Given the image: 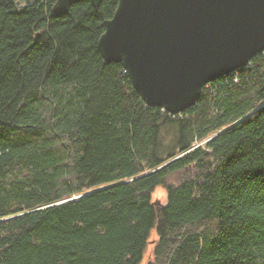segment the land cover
I'll use <instances>...</instances> for the list:
<instances>
[{"label":"trees","instance_id":"16d2710c","mask_svg":"<svg viewBox=\"0 0 264 264\" xmlns=\"http://www.w3.org/2000/svg\"><path fill=\"white\" fill-rule=\"evenodd\" d=\"M54 2L0 0V264H141L152 229L145 264H264V51L171 114L99 50L118 0Z\"/></svg>","mask_w":264,"mask_h":264},{"label":"water","instance_id":"95a60500","mask_svg":"<svg viewBox=\"0 0 264 264\" xmlns=\"http://www.w3.org/2000/svg\"><path fill=\"white\" fill-rule=\"evenodd\" d=\"M77 1L55 0L51 11L65 14ZM103 25L105 61L122 64L146 105L171 114L264 51V0H118Z\"/></svg>","mask_w":264,"mask_h":264},{"label":"rangeland","instance_id":"374dc122","mask_svg":"<svg viewBox=\"0 0 264 264\" xmlns=\"http://www.w3.org/2000/svg\"><path fill=\"white\" fill-rule=\"evenodd\" d=\"M162 129L163 127L161 128V134L159 137V149H158L160 156H164L166 151L170 152L177 148L176 142L173 144V142L175 141V129L173 127H167L164 128L163 132ZM204 142L205 140L200 141L199 143H197V145L199 144L203 145ZM161 145L163 146V150L160 148ZM165 197H166L165 191L161 186L156 187L151 194L152 201L158 203L165 202ZM155 238H156V231L152 229L150 232L149 242L143 253L141 264H145L146 261L152 257V250L154 245L153 241L155 240Z\"/></svg>","mask_w":264,"mask_h":264}]
</instances>
